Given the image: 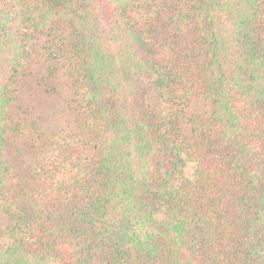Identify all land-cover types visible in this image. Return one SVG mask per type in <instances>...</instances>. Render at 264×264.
I'll list each match as a JSON object with an SVG mask.
<instances>
[{
	"label": "trees",
	"instance_id": "16d2710c",
	"mask_svg": "<svg viewBox=\"0 0 264 264\" xmlns=\"http://www.w3.org/2000/svg\"><path fill=\"white\" fill-rule=\"evenodd\" d=\"M3 217L0 264H264V0H0Z\"/></svg>",
	"mask_w": 264,
	"mask_h": 264
},
{
	"label": "rangeland",
	"instance_id": "374dc122",
	"mask_svg": "<svg viewBox=\"0 0 264 264\" xmlns=\"http://www.w3.org/2000/svg\"><path fill=\"white\" fill-rule=\"evenodd\" d=\"M55 66V65H53ZM46 67V64H44L39 59H35L32 61L30 67L26 70H24L19 78H18V84H17V92H15L16 97H18V100H21L26 103H32L33 101H37L39 99V96H42V85L44 83L43 77V69ZM57 77L50 78V86L59 87L61 89H64V95L67 94L65 91L63 80H61L60 83H57ZM44 96V95H43ZM52 100V99H51ZM9 156L13 159L16 158V153L14 150L9 151ZM33 155L28 152L27 157L31 158ZM16 160V161H15ZM14 161L17 165L22 166V163H20V158H16ZM23 162V161H22ZM23 166H25L23 164ZM24 171V170H23ZM187 176L189 177L191 175V169H188L186 172ZM15 182L18 183L19 179H15ZM31 197L29 194H26V197L22 196L19 197V203L17 205V209L21 208H29V206L32 204ZM12 222V219L10 217H3L0 224L2 226H7Z\"/></svg>",
	"mask_w": 264,
	"mask_h": 264
}]
</instances>
